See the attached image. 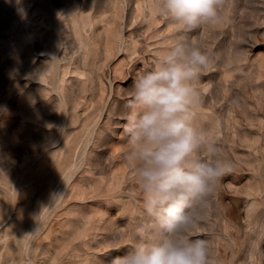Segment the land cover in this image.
Masks as SVG:
<instances>
[{
    "label": "rangeland",
    "instance_id": "1",
    "mask_svg": "<svg viewBox=\"0 0 264 264\" xmlns=\"http://www.w3.org/2000/svg\"><path fill=\"white\" fill-rule=\"evenodd\" d=\"M156 6L0 0V264H108L148 225L123 124L133 78L182 32ZM220 15L185 35L211 58L194 122L232 170L189 236L216 264H264V0Z\"/></svg>",
    "mask_w": 264,
    "mask_h": 264
},
{
    "label": "clouds",
    "instance_id": "2",
    "mask_svg": "<svg viewBox=\"0 0 264 264\" xmlns=\"http://www.w3.org/2000/svg\"><path fill=\"white\" fill-rule=\"evenodd\" d=\"M224 0H157L156 12L182 32L139 71L125 104L126 163L139 181L149 222L124 255L108 264H216L208 241L192 239L199 210L218 179L232 170L214 138L194 122L195 82L210 56L185 33L220 23ZM57 131L69 134L63 126Z\"/></svg>",
    "mask_w": 264,
    "mask_h": 264
}]
</instances>
